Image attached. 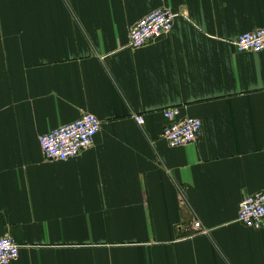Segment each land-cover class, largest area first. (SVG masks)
I'll list each match as a JSON object with an SVG mask.
<instances>
[{"label": "crops", "instance_id": "0c3cea01", "mask_svg": "<svg viewBox=\"0 0 264 264\" xmlns=\"http://www.w3.org/2000/svg\"><path fill=\"white\" fill-rule=\"evenodd\" d=\"M162 7L172 30L131 48ZM261 28L264 0H0L10 264H264V228L238 220L264 190V50L234 44ZM173 106L202 120L196 142L163 137ZM87 112L102 122L93 144L47 160L39 137Z\"/></svg>", "mask_w": 264, "mask_h": 264}, {"label": "built area", "instance_id": "2783aa9c", "mask_svg": "<svg viewBox=\"0 0 264 264\" xmlns=\"http://www.w3.org/2000/svg\"><path fill=\"white\" fill-rule=\"evenodd\" d=\"M178 13L162 7L144 15L131 27L129 46L139 48L160 38L172 30ZM239 51L260 52L264 50V28L240 34L235 42ZM167 120L163 137L171 146H184L196 142L202 133V120L184 115L180 106L168 107L163 112ZM135 119L144 124L145 117L138 114ZM102 126L94 113H85L77 120L54 128L39 137L47 160L66 161L75 158L90 147ZM238 220L250 228H264V190L247 194L240 203ZM194 227L206 233L202 222ZM20 255V245L10 234L0 236V264H10Z\"/></svg>", "mask_w": 264, "mask_h": 264}]
</instances>
